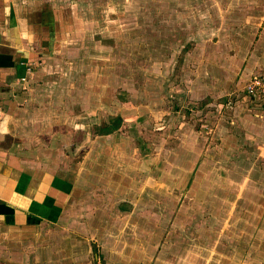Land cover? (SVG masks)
Returning <instances> with one entry per match:
<instances>
[{"label":"rangeland","instance_id":"374dc122","mask_svg":"<svg viewBox=\"0 0 264 264\" xmlns=\"http://www.w3.org/2000/svg\"><path fill=\"white\" fill-rule=\"evenodd\" d=\"M39 1L62 47L26 69L51 113L90 112L79 156L116 167L88 214L94 263L264 264V99L246 87L264 77V0Z\"/></svg>","mask_w":264,"mask_h":264},{"label":"crops","instance_id":"0c3cea01","mask_svg":"<svg viewBox=\"0 0 264 264\" xmlns=\"http://www.w3.org/2000/svg\"><path fill=\"white\" fill-rule=\"evenodd\" d=\"M39 2L0 0V264H95L99 222L88 214L95 190L106 188L98 176L116 167L109 157H80L89 139L76 142L69 134L88 131L77 118L90 112L77 101L51 113L52 97L38 93L47 80L38 82L40 69H26L62 47V13Z\"/></svg>","mask_w":264,"mask_h":264},{"label":"built area","instance_id":"2783aa9c","mask_svg":"<svg viewBox=\"0 0 264 264\" xmlns=\"http://www.w3.org/2000/svg\"><path fill=\"white\" fill-rule=\"evenodd\" d=\"M246 87L248 94H257L260 98L264 99V77L248 80L246 82Z\"/></svg>","mask_w":264,"mask_h":264}]
</instances>
